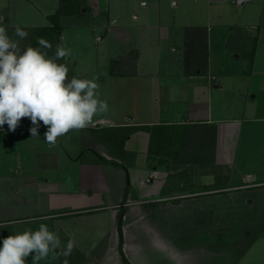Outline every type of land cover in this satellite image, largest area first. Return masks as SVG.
Listing matches in <instances>:
<instances>
[{
  "label": "crops",
  "instance_id": "1",
  "mask_svg": "<svg viewBox=\"0 0 264 264\" xmlns=\"http://www.w3.org/2000/svg\"><path fill=\"white\" fill-rule=\"evenodd\" d=\"M248 39V57L255 48L252 67L223 80L210 64L200 74L186 73L184 65L176 80L163 83L158 76L154 80L149 74L128 72V62L126 76L109 73L122 79L114 84L123 89V100L95 116L87 128L70 131L74 137H59L55 145L45 140L42 123L35 137L28 131L31 123L15 132L5 124L0 142L2 137L4 146L14 136L19 140L13 148L16 159L0 160V230L7 233L23 224L37 230L43 223L76 244L68 236L75 223L85 218L100 224L96 217L111 212L117 229L122 208L129 212L132 206L154 202L184 206L190 201L210 208L211 199L221 196L231 202L233 197L245 199L235 203L237 209L240 204L253 206L251 195L264 194L263 29ZM235 76L245 78L246 85L232 97L233 84L225 78ZM135 127L159 128L155 152L145 130H135L115 147L113 131L126 135Z\"/></svg>",
  "mask_w": 264,
  "mask_h": 264
},
{
  "label": "rangeland",
  "instance_id": "2",
  "mask_svg": "<svg viewBox=\"0 0 264 264\" xmlns=\"http://www.w3.org/2000/svg\"><path fill=\"white\" fill-rule=\"evenodd\" d=\"M72 2L80 5L81 12L75 10L61 17V46L71 53L66 63L77 77L96 78L99 99L106 100L110 108L124 98L123 89L114 84L122 79L109 76L113 59L125 58L131 65L128 72L149 74L154 80L158 76L163 83L174 81L185 65V29L201 26L208 29L211 71L223 80L231 72L240 75L250 70L246 51L252 41L247 37L254 36L257 28H262L264 35L261 21L264 0H250L244 5L240 0ZM60 3V0H0V26L6 28L23 50L28 43L15 35L16 26L26 31L48 25ZM261 42L264 44V39ZM225 79L233 84L232 97L236 88L246 85V79L239 76ZM116 90H120L119 95ZM29 121L23 118L20 126L30 125ZM74 133L64 136L69 138ZM4 139L0 142V160H15L13 148L19 138L14 136L6 146ZM251 197L253 206L240 204L238 209L235 203H246L245 199L233 197L231 202L224 196L211 199L210 208H203L197 201L185 202L184 206L165 202L155 208L132 206L126 220L124 217V254L131 264H264V199L261 198L264 194L257 192ZM210 209L215 212L211 223L197 225L196 218ZM110 215L111 212L97 216L95 220H101L100 224L85 218L75 223L76 229L68 235L76 241L72 252L75 261L124 264L116 223ZM25 230L35 231V227L23 224L13 227L12 231L6 230L7 233L0 230V246L7 236ZM54 233L58 235L59 231ZM59 239L60 248L39 261L33 260V252L25 264H64L62 251L69 238L59 234ZM74 250L77 254H73Z\"/></svg>",
  "mask_w": 264,
  "mask_h": 264
},
{
  "label": "clouds",
  "instance_id": "3",
  "mask_svg": "<svg viewBox=\"0 0 264 264\" xmlns=\"http://www.w3.org/2000/svg\"><path fill=\"white\" fill-rule=\"evenodd\" d=\"M15 35L26 39L28 32L16 26ZM39 47L28 46L21 50L4 26H0V128L5 124L15 132L23 118L31 121L30 136H39L41 122L46 126L45 140L55 145L58 138L70 131L87 128L93 118L108 111V102L99 99L96 78H68L69 68L57 60L69 56L70 50L57 45L53 57L48 56L52 44L37 37ZM59 236L46 224L38 230H25L9 235L0 246V264H25L26 258L35 253L39 261L60 248ZM75 247L69 239L62 251L64 264Z\"/></svg>",
  "mask_w": 264,
  "mask_h": 264
},
{
  "label": "trees",
  "instance_id": "4",
  "mask_svg": "<svg viewBox=\"0 0 264 264\" xmlns=\"http://www.w3.org/2000/svg\"><path fill=\"white\" fill-rule=\"evenodd\" d=\"M60 7L57 10V12L50 16V23L45 26H37L27 29L28 36L26 38L28 46L32 47H39L37 44V37H43L46 40H48L52 44L51 50H45L41 49L42 51H47L49 57H53L55 53L56 46L59 44L61 45V37L63 33V26L61 25V17L65 15L66 13L77 11L80 9V5L77 4V2L74 4L73 0H60ZM72 2V3H71ZM68 6H67V5ZM71 4V8L69 5ZM67 6V8H66ZM258 41V38L254 39V44H256ZM184 44H185V59L184 63L186 66V73L188 74H200L204 73L208 69L209 64V47H208V30L205 27L201 26H191L187 27L184 32ZM256 46V45H255ZM255 56V48L251 52L249 61L250 66L253 65V60ZM125 58L121 59H113L111 60V66H110V75L111 76H126L128 73L125 71V66L127 65V62L124 61ZM57 63L60 64H68L66 63V58L57 60ZM116 66V67H115ZM69 68L68 72V78L69 80L72 77H77L72 71V69ZM79 78V77H77ZM135 130H145L151 134V143H150V151L153 153L155 152V144H157V139L161 137L160 130L158 127H135L131 128L128 134L122 135L119 133V130L113 131V138L112 140L116 143L115 147H118L119 145H123L125 141L129 138V136L135 131ZM128 191H126L124 195V201L127 199ZM161 203L154 202L150 203V207H158ZM203 215L196 218V224L197 225H205L206 222L211 223V216L215 214L214 210L210 209L207 211H202ZM127 208H122L119 211L118 217H117V232H118V238H119V252L121 254V258L124 264H131L128 259L126 258L124 251H123V245L125 242L124 239V232H123V226H124V217L126 216ZM210 217V219L208 217ZM75 253L77 252L74 250ZM69 258V260H68ZM68 260V264H81L83 260L79 263L74 260V256L71 254L69 257L66 258ZM64 263V262H63Z\"/></svg>",
  "mask_w": 264,
  "mask_h": 264
}]
</instances>
